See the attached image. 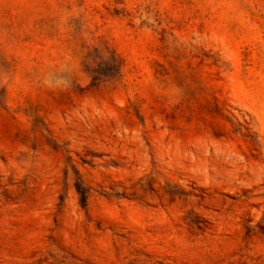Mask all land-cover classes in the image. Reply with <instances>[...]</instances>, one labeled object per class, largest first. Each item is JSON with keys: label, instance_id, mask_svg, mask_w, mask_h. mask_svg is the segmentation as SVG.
Here are the masks:
<instances>
[{"label": "rangeland", "instance_id": "obj_1", "mask_svg": "<svg viewBox=\"0 0 264 264\" xmlns=\"http://www.w3.org/2000/svg\"><path fill=\"white\" fill-rule=\"evenodd\" d=\"M0 264H264V0H0Z\"/></svg>", "mask_w": 264, "mask_h": 264}]
</instances>
